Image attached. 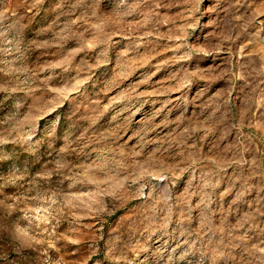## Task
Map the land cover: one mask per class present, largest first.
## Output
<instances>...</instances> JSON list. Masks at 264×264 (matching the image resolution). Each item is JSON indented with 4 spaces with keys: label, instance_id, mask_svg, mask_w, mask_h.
<instances>
[{
    "label": "clouds",
    "instance_id": "9594fccd",
    "mask_svg": "<svg viewBox=\"0 0 264 264\" xmlns=\"http://www.w3.org/2000/svg\"><path fill=\"white\" fill-rule=\"evenodd\" d=\"M203 2L170 0L166 5L165 0H117L115 10L106 15L99 9L103 0H75L74 3L59 0L57 21L61 16L68 17L61 28L62 33L75 23L77 29L83 27L84 33L92 38L93 46L102 50L111 44L117 31L146 48L154 46L161 38L160 29L165 26V20H168L169 27L163 39L171 38L169 48L173 52L186 49L185 57L192 52L210 56L212 52L223 51L227 44L235 61L230 65L229 91L235 89L237 81H242L252 90L241 102L242 108L258 112L264 107V0H232L229 10L215 22L219 41L209 51H205L206 45L192 42L200 24L198 13ZM43 3L44 0H34V5ZM174 6L182 8L179 16L161 11ZM72 17H77L75 22ZM20 43L19 38L15 43L13 40L3 41L0 53L19 51ZM231 46H236L235 53L231 52ZM249 46L257 48V53L247 55V63H240L246 55L242 50ZM3 63L0 60V64ZM10 71L13 70L0 68V73L6 75ZM36 79L33 73L24 80L0 83V92L5 93L0 106L12 100L11 115L0 120V159H12V155L4 151L9 143L21 145L26 151V145H32L29 155L37 156L46 139L55 152L53 166H45L43 172L30 177L29 172L20 171L26 165L13 162L9 168L11 178L0 177L4 181L0 190L8 185L17 189L10 203L0 200V239L6 238L10 242L20 264H32L31 255H23L25 251L39 253L36 264H88L93 253L99 256L102 251L124 257L128 252L139 251L142 255L137 256L136 264H141L145 258L148 264H154V249L161 250V264H174L172 256L164 255L169 250L175 257H187L193 264H219L220 260L227 264L235 248H239L238 264H264V222L258 223L264 213L245 210L248 200L255 195L249 177L256 176L264 184V154L252 161L247 160L245 152L248 147L242 140H237L236 154L231 159L228 154L204 157L195 144L191 148L182 144L183 151L168 169L157 158L161 146L150 150L152 141L144 135L134 136L133 139L140 142L131 148L129 141L120 142L119 133L110 135L104 132L91 138L83 134L75 140H71V133L60 137L58 113H50L43 123L21 114L27 104L26 97L35 90ZM189 86L186 80H178L176 84L177 89ZM19 92H25V97L14 99V94ZM133 94L141 95L135 91ZM218 103L220 108L212 116L197 121L188 119L187 113L191 110L185 103V117L178 122L182 127L177 135L193 141L201 134L205 137L223 132H227L228 137L235 135L240 130V122L237 116L230 115L233 107L231 95L219 97ZM64 107L67 105H62L61 110ZM250 119L255 121L258 117L253 114ZM53 123L56 124L55 131L50 127ZM42 130L46 132L43 139L39 136ZM61 138L67 146L57 149L55 143ZM260 142L264 143V137ZM173 151L179 150L173 148ZM73 154L75 162L69 159ZM185 187L189 188V198L182 202L177 197ZM137 191L143 211L132 221V231L128 235L125 234L127 230L113 232L108 217L115 214L119 203L125 200L132 203L127 194ZM218 201L225 206L231 202L232 208L240 210L232 217L237 221L235 225L227 214L217 216ZM190 216L194 218L191 221L188 220ZM201 217L205 218L203 222ZM141 239L145 243L142 244ZM70 245L77 252L87 245V255L82 254L75 262L66 261L60 251ZM145 248L146 252L143 251ZM3 251L0 248V252ZM52 252L57 255L53 257ZM7 259L6 253L0 255V260ZM125 264L132 262L126 260ZM232 264L237 261L233 260Z\"/></svg>",
    "mask_w": 264,
    "mask_h": 264
},
{
    "label": "rangeland",
    "instance_id": "374dc122",
    "mask_svg": "<svg viewBox=\"0 0 264 264\" xmlns=\"http://www.w3.org/2000/svg\"><path fill=\"white\" fill-rule=\"evenodd\" d=\"M169 2L170 0H165L166 5ZM58 3L59 0H44L42 5H34V0H0V45L6 40H13L14 43L17 38L21 40L19 51L0 53V60L4 61L0 68L13 70L7 75L0 73V83L24 80L33 73L37 76L35 90L28 94L27 104L21 109L23 116L39 119L43 123L50 113H58L61 128L58 136L67 137L71 133V140L83 134H86V138H91L104 132L110 135L119 133L122 137L120 142L129 141L131 148L140 142L133 137L144 135L152 141L150 150L156 149L157 145L161 146L157 158L159 163L168 169L173 167L176 158L183 151L182 144L189 148L195 144L204 157L228 154L231 159L236 154L237 140H242L248 147L245 152L247 160L252 161L264 154V143L260 142L264 137V107L255 113L242 108L241 102L252 91L245 87L242 81H237L235 89L229 91L230 65L235 62L230 55L229 45L225 44L223 51L212 52L210 56L192 52L190 56L185 57L186 49L179 53L173 52L169 48L171 38L163 39L169 27L168 20H165V26L160 29L161 38L154 46L146 48L117 31L111 44L102 50L100 47H94L92 38L84 33L83 27L77 29L75 23L61 32L68 17L61 16L57 21ZM116 4L117 0H103L99 9L102 14L111 15ZM231 5L232 0H204L199 6L200 24L193 34L195 39L192 42L206 45L205 51L216 46L219 36L215 34V22L223 17ZM161 11L169 12L171 16H179L182 8L174 6L170 10L165 8ZM72 19L75 22L77 17ZM77 32L84 34L76 35ZM242 51L246 55L240 63H247V55L255 56L258 49L249 46ZM231 52H236V46H231ZM48 77L51 79L47 80ZM178 80H186L190 86L177 89ZM134 91L141 95L135 96ZM225 94L231 95L233 107L230 115L237 116L240 122V130L235 135L228 137V133L223 132L220 135L205 137L201 134L195 141L191 138L185 140L183 136L177 135L178 129L182 127L178 122L185 117V103L191 110L187 113L188 119L197 121L205 116H212L215 110L220 108L218 98ZM16 97H25V92L15 93L13 98ZM4 99L5 93L0 92V101ZM169 100L172 103H167ZM65 104L67 107L61 110V106ZM11 109L12 100L0 106V120L6 115H11ZM253 114L258 117L255 121L250 119ZM50 127L56 130V124L53 123ZM65 129L67 131H64ZM39 136L45 138L46 132L42 130ZM66 146L63 138L55 143L57 149ZM26 147L27 151L21 145L7 144L4 151L10 153L12 159H0V177L11 178L9 168L13 162L26 165L27 167H22L20 171L29 172L30 177L43 172L45 166H53L55 152L53 145L46 139L37 156L29 155L33 150L32 145ZM71 147L75 148L76 144H71ZM173 148L179 151H173ZM69 159L75 162V155ZM249 181L253 185L252 191L255 195L248 200L245 210L264 213V191L261 190L264 184L256 176L249 177ZM3 182L0 180V184ZM0 191L3 193L0 200H7L9 203L17 194V189L11 185ZM188 193L189 188L185 187L177 199L186 202ZM127 195L132 203L127 200L119 203L115 214L108 217L111 230H127L126 235L132 231V221L143 211V204L137 198L138 191L129 192ZM36 211L39 212V209ZM239 211L232 208L231 202L227 206L219 204L217 216L225 213L235 225L237 221L232 220V217ZM192 219L194 218L188 217L189 221ZM200 219L203 222L205 218ZM261 222H264V215L259 217L258 223ZM108 225L105 226L106 233ZM143 235L147 236V233ZM140 242L145 243L143 239ZM0 248L4 250L0 255L6 253L8 256L7 260H0V264H20V258L12 251V245L6 238L0 239ZM143 251L146 252L147 248ZM87 253V245L83 246L81 252H77L71 245L60 251V255L70 262H75L82 254ZM160 253L159 249L153 250L154 264H161ZM238 253L239 248H235L227 264H232L233 260L238 264ZM29 254L32 264H36L39 253H23L24 256ZM51 255L55 257L57 253L52 252ZM140 255L142 252L139 251L128 252L126 257L119 253L109 255L102 251L99 256L93 253L88 264H125L126 260L136 264V258ZM164 255L172 256L174 264H193L187 257H175L171 250ZM141 264H148L147 258L143 259ZM219 264L226 262L220 260Z\"/></svg>",
    "mask_w": 264,
    "mask_h": 264
}]
</instances>
